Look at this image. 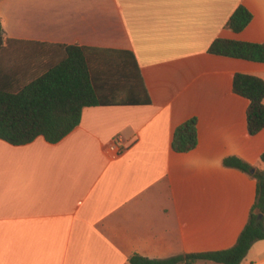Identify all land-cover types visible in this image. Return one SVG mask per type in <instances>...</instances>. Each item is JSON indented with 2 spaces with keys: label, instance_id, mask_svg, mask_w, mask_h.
Listing matches in <instances>:
<instances>
[{
  "label": "crops",
  "instance_id": "1",
  "mask_svg": "<svg viewBox=\"0 0 264 264\" xmlns=\"http://www.w3.org/2000/svg\"><path fill=\"white\" fill-rule=\"evenodd\" d=\"M239 4L252 19L233 32L226 22ZM0 21L12 40L6 61L13 50L59 45L114 50L135 61L144 87L116 93L131 103L84 107L57 142L0 138V264H128L134 253L166 258L236 242L256 182L222 161L264 171V128L248 133V100L232 81L239 72L264 79V63L208 48L220 37L264 42V0H0ZM191 117L197 145L174 152V129ZM240 264H264V239Z\"/></svg>",
  "mask_w": 264,
  "mask_h": 264
},
{
  "label": "trees",
  "instance_id": "2",
  "mask_svg": "<svg viewBox=\"0 0 264 264\" xmlns=\"http://www.w3.org/2000/svg\"><path fill=\"white\" fill-rule=\"evenodd\" d=\"M251 19V11L239 4L226 27L239 32ZM11 41L5 38L0 21V138L13 145L26 144L37 136H43L50 143L57 142L80 123L84 107L131 103L133 100L115 98L126 87L144 91L135 61L114 50L106 53L87 46L59 45V50L43 48L32 52L30 59L36 64L22 67L18 59H5L4 42ZM208 52L264 63V42L220 37L210 44ZM232 89L248 100V133H258L264 128V79L254 74L235 73ZM139 96L140 93L137 96L140 103L149 102L147 96ZM197 142L196 118L191 117L174 129L171 148L184 153L194 149ZM260 160L264 162V151ZM222 162L226 167L251 174L256 182L254 202L236 242L224 249L166 258L134 253L128 257V264H194L197 260L240 264L252 243L264 239V171L237 156H227Z\"/></svg>",
  "mask_w": 264,
  "mask_h": 264
},
{
  "label": "rangeland",
  "instance_id": "3",
  "mask_svg": "<svg viewBox=\"0 0 264 264\" xmlns=\"http://www.w3.org/2000/svg\"><path fill=\"white\" fill-rule=\"evenodd\" d=\"M9 53H11L12 54V56H13V58L14 59H18V60H20L21 58H23V57H29L30 56V54H27V53H22V52H20L19 50H13V51H11V52H9ZM22 55H24L23 57H22ZM262 167L264 166V162H262V165H261ZM199 264H203V263H199ZM211 264H221V263H216V262H213V263H211Z\"/></svg>",
  "mask_w": 264,
  "mask_h": 264
},
{
  "label": "built area",
  "instance_id": "4",
  "mask_svg": "<svg viewBox=\"0 0 264 264\" xmlns=\"http://www.w3.org/2000/svg\"><path fill=\"white\" fill-rule=\"evenodd\" d=\"M111 149H115L117 153L120 152V149L118 148L117 142L113 141L112 144L110 145Z\"/></svg>",
  "mask_w": 264,
  "mask_h": 264
},
{
  "label": "water",
  "instance_id": "5",
  "mask_svg": "<svg viewBox=\"0 0 264 264\" xmlns=\"http://www.w3.org/2000/svg\"><path fill=\"white\" fill-rule=\"evenodd\" d=\"M251 171H253V170H251ZM259 216H260V214H259Z\"/></svg>",
  "mask_w": 264,
  "mask_h": 264
}]
</instances>
